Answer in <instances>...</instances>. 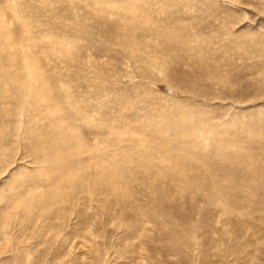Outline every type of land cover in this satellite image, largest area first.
<instances>
[{
    "label": "rangeland",
    "instance_id": "1",
    "mask_svg": "<svg viewBox=\"0 0 264 264\" xmlns=\"http://www.w3.org/2000/svg\"><path fill=\"white\" fill-rule=\"evenodd\" d=\"M0 264H264V0H0Z\"/></svg>",
    "mask_w": 264,
    "mask_h": 264
}]
</instances>
